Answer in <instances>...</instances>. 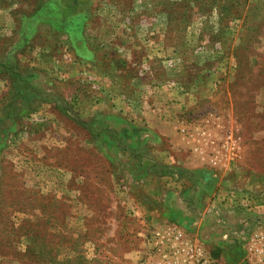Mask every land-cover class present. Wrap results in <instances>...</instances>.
<instances>
[{
  "label": "rangeland",
  "instance_id": "374dc122",
  "mask_svg": "<svg viewBox=\"0 0 264 264\" xmlns=\"http://www.w3.org/2000/svg\"><path fill=\"white\" fill-rule=\"evenodd\" d=\"M106 70L118 93L140 78L178 94L187 78L212 82L216 100L175 132L200 121L230 133L246 150L244 189L264 191V0H0V264H141L142 217L174 219L219 264H247L221 232L236 195L204 189L207 168L164 162L187 144L91 111Z\"/></svg>",
  "mask_w": 264,
  "mask_h": 264
},
{
  "label": "crops",
  "instance_id": "0c3cea01",
  "mask_svg": "<svg viewBox=\"0 0 264 264\" xmlns=\"http://www.w3.org/2000/svg\"><path fill=\"white\" fill-rule=\"evenodd\" d=\"M120 71H123L122 69ZM92 74V73H91ZM97 74V73H96ZM98 75V74H97ZM113 74H111V71L106 70L105 75V81L106 85L105 88H102L103 95L96 97L92 102V106H90L91 111L94 112H105L107 115L112 116L113 122L115 121L117 123V115L127 116L130 118V116H133L132 123L131 120L125 119L121 123H130L135 124L136 126H142L145 130H148L151 134L158 135V136H165L168 133L171 136V142L176 143L173 145L178 146L182 145L184 142L182 140L181 136H178L175 132V129L177 128L178 123V116L185 113L187 111V114L189 113H195L197 115L206 112L205 107H210V103L215 99V91L210 90L212 88V82L206 83L204 86L196 83H190L188 81V78L185 79V88L190 91L191 93L186 94H178L176 92H168L161 84L165 83L166 79L159 82H156L158 87H153L151 91L146 88L148 85L152 84L155 85V82L151 81H145L144 79L140 78L139 85L135 87H140L142 85V82L144 85L140 87V89H136L135 92H125L121 91V93H118V90H114V81H113ZM96 77V76H95ZM98 78V77H96ZM133 79H129L126 75L121 76V83L123 89L125 86H127L128 90L133 89L129 85L132 84ZM101 83V82H100ZM99 83V84H100ZM101 85V84H100ZM146 87V88H145ZM142 88L144 90H142ZM194 88V90L192 89ZM131 93H134L132 95ZM150 93H153L152 95ZM130 95L135 97V100L133 102L138 106L135 110L130 109L128 107ZM225 99L221 100L218 104V109L222 112L226 113V109L224 106H229V104L226 102ZM128 103V104H127ZM83 104V103H82ZM80 104V105H82ZM147 104V105H146ZM149 104L151 106H149ZM136 106V107H137ZM203 106V109H202ZM201 107V109H200ZM231 112H227V114H230ZM242 115V114H241ZM242 117V116H241ZM174 135V136H173ZM174 140V141H173ZM181 149V148H180ZM183 150V149H181ZM180 150V151H181ZM184 151L187 153L185 156H183L181 153L178 152L177 149L173 154L168 152L165 154L162 158L165 163L173 164H180L183 167H185L188 170V176H193L196 174L200 176L199 174H204V168H207L208 175L206 177H201L203 188L205 189L207 187H215L222 189L227 194H232V192H229L231 189L236 190L238 195L235 196V199L237 200L238 207H235L233 197L231 200V206L232 207L231 212L234 215L232 219H229L230 215H226L227 220L224 221V224L222 225L221 232L225 231L223 234L224 237H228V235L232 236L234 239L237 240L236 243L240 244L238 247L243 251V244L246 242L247 239L241 237L240 234L243 232L242 227H245V224H247L250 231L255 230H261L264 231V191L256 190V188H253L254 190L248 191V186H243L242 181H240L241 178L249 177V172L245 173V170H243V167L246 165L245 161V147L240 149H236L235 152H229L226 154L228 158H226L225 161H223L216 169L211 167L206 163V161H203L195 152H192L189 149H184ZM168 155V156H167ZM161 156H159L160 158ZM211 173V175H210ZM213 173V174H212ZM199 177V178H200ZM214 177V178H213ZM218 179H215V178ZM252 177V176H251ZM207 178V180H206ZM237 178V180H236ZM211 179V180H209ZM230 181H233V185H230ZM250 186V185H249ZM253 186V185H252ZM210 189V188H209ZM264 189V188H263ZM211 190V189H210ZM255 195L257 199L255 200L252 198V196ZM251 196V197H250ZM225 199V197H224ZM220 201V200H218ZM227 201L228 198H227ZM223 203V202H222ZM225 203V202H224ZM220 208H218V211ZM223 212H227L226 208ZM222 210V209H221ZM230 212V211H229ZM235 213V214H234ZM223 216V213H221ZM173 218V217H172ZM210 214L208 217L203 219L202 223L200 224H209L210 223ZM173 222H167L165 224H172L175 225L176 222H174V219H170ZM221 222V221H220ZM189 223L193 226H195V221H189ZM160 226V225H159ZM224 226V227H223ZM229 227V228H228ZM232 232H229V231ZM229 232V233H228ZM138 234L144 236L146 235V230H141L140 232H136V237ZM188 236V235H187ZM189 237V236H188ZM210 238L207 236V241H209ZM240 243H239V242ZM240 250V251H241ZM244 253V251H243Z\"/></svg>",
  "mask_w": 264,
  "mask_h": 264
},
{
  "label": "built area",
  "instance_id": "2783aa9c",
  "mask_svg": "<svg viewBox=\"0 0 264 264\" xmlns=\"http://www.w3.org/2000/svg\"><path fill=\"white\" fill-rule=\"evenodd\" d=\"M211 117V115L205 117L207 122ZM179 130L189 150L195 152L214 169L228 158L226 154L237 149L236 138L230 133L217 138L211 133V128L206 122L192 121L183 124ZM231 192L232 195H238L236 190ZM252 198L257 199L256 196ZM233 200L235 207H238L235 197ZM221 224H224L223 220ZM242 230L240 238L247 239L243 244L245 262L264 264V231H250L247 224ZM136 239L138 250L134 252L140 256L141 264H219L204 247L190 239L185 230L177 225L150 227L146 229V235L138 234Z\"/></svg>",
  "mask_w": 264,
  "mask_h": 264
},
{
  "label": "trees",
  "instance_id": "16d2710c",
  "mask_svg": "<svg viewBox=\"0 0 264 264\" xmlns=\"http://www.w3.org/2000/svg\"><path fill=\"white\" fill-rule=\"evenodd\" d=\"M253 196H255V195H253ZM141 219L144 220L145 222H147V223L144 222L145 224H143V226H144L146 229H149V228L152 226V224L149 223V221H148V219H147L146 217H142ZM157 226H159V225H157ZM157 226H156V227H157ZM152 227H155V226H152ZM133 237H134V236H133ZM135 239H136V237H135ZM136 240H137V239H136ZM126 242H127V241H126ZM136 242H137V241H136ZM128 245H131V242H130V241L128 242Z\"/></svg>",
  "mask_w": 264,
  "mask_h": 264
}]
</instances>
